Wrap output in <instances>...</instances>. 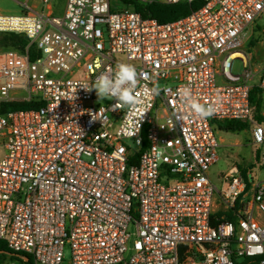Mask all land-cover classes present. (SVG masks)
<instances>
[{
    "label": "built area",
    "instance_id": "2783aa9c",
    "mask_svg": "<svg viewBox=\"0 0 264 264\" xmlns=\"http://www.w3.org/2000/svg\"><path fill=\"white\" fill-rule=\"evenodd\" d=\"M42 1L0 13V32L29 40L0 48V103L40 102L0 113V264H264V179L209 173L226 120L250 124L264 167V65L246 45L264 0H201L167 22L132 2L67 0L56 15ZM120 64L137 72L131 104L93 89Z\"/></svg>",
    "mask_w": 264,
    "mask_h": 264
},
{
    "label": "rangeland",
    "instance_id": "374dc122",
    "mask_svg": "<svg viewBox=\"0 0 264 264\" xmlns=\"http://www.w3.org/2000/svg\"><path fill=\"white\" fill-rule=\"evenodd\" d=\"M113 4L118 7L123 6L121 0H112ZM67 0H53V11L56 15H63L65 11ZM26 4L35 5L38 9L44 7L42 0H0V13L5 14H22L25 11ZM257 25H264V17L256 19V24L247 28L246 45L252 46L254 61L258 65H264V34L260 31ZM253 39V44L250 41ZM224 56V55H223ZM222 56V57H223ZM243 62L240 58H235L232 61L231 72L239 74L243 72ZM217 81L222 83L224 80L221 76H217ZM260 74L252 80V82L259 83ZM250 127L242 131H231L220 128V123L216 124V134L219 139L223 138L218 147V160L210 168V176L213 183L221 185V176L228 171L232 165L242 164L252 172L254 179H264V167H259L257 164L259 146L254 143L243 142L244 137H248L246 142L251 141ZM239 138L242 140V144L235 145L234 142ZM1 152L3 146H0ZM253 165V166H252ZM66 258H71V251L69 248L65 251ZM7 263H10L12 259L8 254Z\"/></svg>",
    "mask_w": 264,
    "mask_h": 264
},
{
    "label": "trees",
    "instance_id": "16d2710c",
    "mask_svg": "<svg viewBox=\"0 0 264 264\" xmlns=\"http://www.w3.org/2000/svg\"><path fill=\"white\" fill-rule=\"evenodd\" d=\"M125 4L132 2L134 4L135 10L141 13L143 17H153L160 22L172 21L182 16L189 14L192 10L198 8L202 3L201 0H196L192 2H178V3H164V2H153L150 4L138 2L135 0H121ZM29 40L26 35L16 33V32H0V48H16L19 50H24L27 46ZM253 39L250 44H253ZM32 58L35 54L32 50ZM251 101L255 105V117L257 120L262 121L263 117L260 115V110L262 108V99L260 95V89L257 86L251 91ZM40 102L36 101H7L0 103V113H5L9 110L18 109H28L32 107H37ZM250 127L249 123L241 122L238 120H226L220 123V128L231 131H242ZM239 169L242 175L247 176L248 167L239 164ZM253 166V165H252ZM7 250L5 242L0 240V252ZM1 255V253H0ZM30 260L31 256L27 255Z\"/></svg>",
    "mask_w": 264,
    "mask_h": 264
},
{
    "label": "clouds",
    "instance_id": "9594fccd",
    "mask_svg": "<svg viewBox=\"0 0 264 264\" xmlns=\"http://www.w3.org/2000/svg\"><path fill=\"white\" fill-rule=\"evenodd\" d=\"M137 72L133 65L120 64L114 74L101 73L93 84L98 96H115L118 100L131 104L133 103L131 93L135 89ZM184 99L189 98L185 91ZM203 113V110H202Z\"/></svg>",
    "mask_w": 264,
    "mask_h": 264
},
{
    "label": "crops",
    "instance_id": "0c3cea01",
    "mask_svg": "<svg viewBox=\"0 0 264 264\" xmlns=\"http://www.w3.org/2000/svg\"><path fill=\"white\" fill-rule=\"evenodd\" d=\"M245 130H246V129H245ZM249 130H250V132H251V128H250ZM220 140H223V138H221ZM245 140H248V137L246 138V136L244 137L243 142L248 143V144H249V143H253V140H252V133H251V141L246 142ZM234 144H235V145H240V144H242V140L239 139V138H237L236 141L234 142Z\"/></svg>",
    "mask_w": 264,
    "mask_h": 264
},
{
    "label": "water",
    "instance_id": "95a60500",
    "mask_svg": "<svg viewBox=\"0 0 264 264\" xmlns=\"http://www.w3.org/2000/svg\"><path fill=\"white\" fill-rule=\"evenodd\" d=\"M130 142H131V143H133V141H132V140H131Z\"/></svg>",
    "mask_w": 264,
    "mask_h": 264
}]
</instances>
